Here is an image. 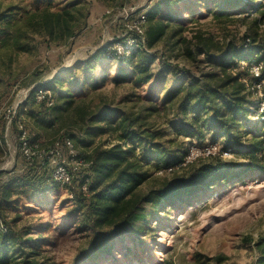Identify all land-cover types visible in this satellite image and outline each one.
I'll list each match as a JSON object with an SVG mask.
<instances>
[{"label": "rangeland", "instance_id": "obj_1", "mask_svg": "<svg viewBox=\"0 0 264 264\" xmlns=\"http://www.w3.org/2000/svg\"><path fill=\"white\" fill-rule=\"evenodd\" d=\"M215 1L135 0L148 13L159 9L162 19L173 13L165 20L164 37L139 65L105 59L104 48L120 32L114 15L106 13L114 0H0V13H11L10 37L15 33L27 48L17 49L10 39L0 45V251L8 264H255V242L264 238V172L244 167L255 141L262 144L257 157L264 163L261 98L251 92L249 111L227 132L216 122L209 127V116L202 111L192 113L185 91L177 94L189 80L219 71L205 53L187 56L186 49L195 51L192 44L216 55L219 47L239 44L245 36L254 38L253 45L264 39V0H250L252 10L231 0L223 11L216 10ZM71 2L82 10L69 39L48 40L28 23L29 12L59 11ZM254 56L260 60L261 53ZM41 86L51 92L53 105L63 95L73 96L58 123L32 103ZM102 102L117 111L116 123L126 117V127L145 130L153 140H119L120 130L96 121ZM80 112L94 117L88 136H77L71 128L81 121ZM193 117L198 127L191 125ZM19 125L40 150L71 133L85 156L95 145L132 147L150 175L140 192L202 164L220 161L229 170L208 190L171 207L144 205L145 218L122 237L108 240L110 254L93 260L90 255L100 239L85 220L89 201L69 196L70 189L77 192L78 180L70 188L62 186L52 181L51 166L27 165L18 147ZM212 146L217 150L206 155Z\"/></svg>", "mask_w": 264, "mask_h": 264}, {"label": "trees", "instance_id": "obj_2", "mask_svg": "<svg viewBox=\"0 0 264 264\" xmlns=\"http://www.w3.org/2000/svg\"><path fill=\"white\" fill-rule=\"evenodd\" d=\"M234 1L242 7L248 6L250 10L254 9V6L250 5V0ZM214 4L216 10L223 11V8L231 5V0H216ZM81 10L76 8V3L72 2L59 11H52L49 8L38 9L29 12L28 23L48 40L63 41L71 38L76 33L79 26V18L76 13H80ZM157 12H159V9L147 13L145 47L143 49L123 59L116 60L109 57H105V59L117 63L137 61L141 65L149 55L148 49L157 40L164 37L167 27L165 20H170L171 14H173L165 13L166 19H162ZM10 15L11 13H0V45L10 39L17 49L27 50L20 43L19 37L15 33L12 38L10 37ZM255 23H258V21L255 20ZM189 43L191 44L190 41ZM254 43V38L251 39L249 36H245L241 38L239 44L226 43L221 50L219 47V52L216 55L209 54L205 46L200 45L199 47L197 43L192 44L195 51L186 49L185 54L189 57L205 53L209 61L215 59L214 64H218V72L208 73L198 80L191 79L177 91V94L185 91L184 99L185 102H191L190 110H192V113L202 111L203 115L209 116V127L211 125L216 126V122L221 129L230 132L238 127V119L249 111L251 92L246 90L242 80H251V77L245 69H239V61H248L255 57L254 55L261 53L260 60L264 62V39L253 45ZM100 52L103 55V49ZM141 60L144 61L141 62ZM232 69L235 71L231 72ZM262 76H264V70H262ZM61 97V103L56 105L52 103L49 107H45L44 103H37L43 110L42 114L46 113L51 119V123L52 121L60 122L64 112L69 109L73 102L71 94ZM33 102H35L34 92ZM116 114L115 109L102 102L98 106L96 121L105 123L108 129L120 130L118 137L123 142L126 139L132 141L147 140L146 142L153 140V135L147 134L145 130L140 131L126 127V117H121L119 122L116 123L114 117ZM79 115L81 121L75 120L76 125H72L71 128L75 130L77 136H88V124L94 123L90 122L94 117L93 115L90 117L85 116L82 112ZM261 115L264 116V111L261 112ZM111 117L114 118L109 121ZM197 122V117H193L190 121L191 125L195 127H198ZM196 130H199V128ZM75 133H71L68 138L74 139ZM261 149L262 144L258 141L248 147L246 156L249 161L244 167L245 169L264 172V163L257 157V153ZM86 157L92 161L89 171L88 197L81 195L78 191L74 195L79 200L88 199L89 201L85 208V220L90 223L91 229L97 233L98 239H100L90 255L93 260L110 254L108 240L114 237H122L129 227L135 226L145 218L144 205L171 207L176 201L190 199L206 189L208 190L215 184V180L221 174L229 170V167H226L220 161L202 164L194 168L190 167L188 172L182 173L169 181L161 182L146 192H140L138 188L149 179L150 175L143 168L142 162L133 155L132 147L118 142L105 146L95 145ZM180 158H183V156L181 155ZM163 161L167 164L169 160L163 159ZM30 166L36 167L37 165ZM77 180L79 182L80 178ZM255 246L258 250L255 264H264V238L258 239ZM0 264H8L6 255L2 254L1 251ZM23 264H26V261H23ZM28 264L37 263L32 260Z\"/></svg>", "mask_w": 264, "mask_h": 264}, {"label": "built area", "instance_id": "obj_3", "mask_svg": "<svg viewBox=\"0 0 264 264\" xmlns=\"http://www.w3.org/2000/svg\"><path fill=\"white\" fill-rule=\"evenodd\" d=\"M114 1V7L108 9L106 13L114 15L120 26V32L117 35L118 39L105 47L104 51L105 57L119 60L145 47V26L148 11L146 7H137L135 0ZM239 69H245L249 73L251 80L243 79L242 81L247 91L258 92L261 98L259 102V112L261 113L264 111V91H262L264 90L262 89L264 88V76H262L264 62L257 57H252L248 61L240 60ZM34 101L49 106L53 103L52 94L41 86L34 90ZM19 129L18 147L27 165L51 166V179L55 183L69 188L80 178L77 191L83 196L88 195L89 171L92 161L78 151L70 138L59 136L49 149L40 150L37 143L28 139L22 125H19ZM206 150V155H209L215 153L217 149L216 146H212ZM69 192V196L72 197L74 194L72 189Z\"/></svg>", "mask_w": 264, "mask_h": 264}]
</instances>
